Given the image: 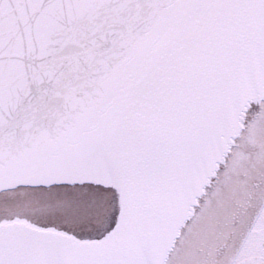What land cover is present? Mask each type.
<instances>
[{"label":"snow or ice","instance_id":"6c2138e0","mask_svg":"<svg viewBox=\"0 0 264 264\" xmlns=\"http://www.w3.org/2000/svg\"><path fill=\"white\" fill-rule=\"evenodd\" d=\"M0 264H264V0H0Z\"/></svg>","mask_w":264,"mask_h":264}]
</instances>
